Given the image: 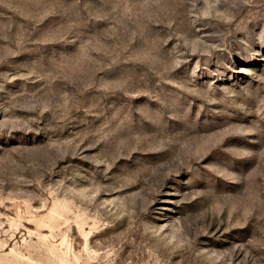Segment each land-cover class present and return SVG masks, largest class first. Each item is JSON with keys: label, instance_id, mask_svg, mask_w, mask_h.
<instances>
[{"label": "rangeland", "instance_id": "1", "mask_svg": "<svg viewBox=\"0 0 264 264\" xmlns=\"http://www.w3.org/2000/svg\"><path fill=\"white\" fill-rule=\"evenodd\" d=\"M0 264H264V0H0Z\"/></svg>", "mask_w": 264, "mask_h": 264}]
</instances>
